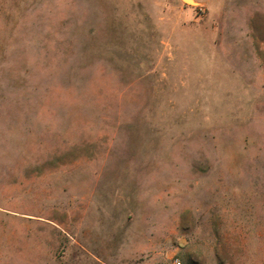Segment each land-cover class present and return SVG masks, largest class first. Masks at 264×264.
<instances>
[{"label":"rangeland","instance_id":"1","mask_svg":"<svg viewBox=\"0 0 264 264\" xmlns=\"http://www.w3.org/2000/svg\"><path fill=\"white\" fill-rule=\"evenodd\" d=\"M0 264H264V0H0Z\"/></svg>","mask_w":264,"mask_h":264}]
</instances>
